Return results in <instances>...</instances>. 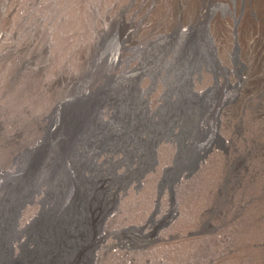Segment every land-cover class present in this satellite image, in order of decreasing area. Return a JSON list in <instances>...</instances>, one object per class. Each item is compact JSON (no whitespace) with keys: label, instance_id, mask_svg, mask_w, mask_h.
<instances>
[{"label":"rangeland","instance_id":"374dc122","mask_svg":"<svg viewBox=\"0 0 264 264\" xmlns=\"http://www.w3.org/2000/svg\"><path fill=\"white\" fill-rule=\"evenodd\" d=\"M0 1V206L11 186L24 190L18 232L33 228L53 184L72 179L88 197L86 232L105 224L92 264H264V0ZM184 91L206 110L202 146L189 152L173 137L191 126L174 112ZM131 108L134 132L120 121ZM107 125L124 130L125 147L98 134ZM188 161L196 170L176 174ZM75 193L68 203L80 206ZM85 245L71 264L87 262Z\"/></svg>","mask_w":264,"mask_h":264},{"label":"bare ground","instance_id":"6f19581e","mask_svg":"<svg viewBox=\"0 0 264 264\" xmlns=\"http://www.w3.org/2000/svg\"><path fill=\"white\" fill-rule=\"evenodd\" d=\"M12 1H14V0H12ZM11 1V2H12ZM15 1H17V0H15ZM19 1V0H18ZM1 2V1H0ZM2 3V2H1ZM3 4V3H2ZM5 4V3H4ZM8 4V3H7ZM21 6H22V4H20ZM29 5H30V3H29ZM10 6V5H9ZM4 7V6H3ZM8 7V6H7ZM31 7V6H30ZM13 9V8H12ZM11 9V10H12ZM9 18V17H8ZM3 25V24H2ZM11 25V24H10ZM184 31V30H183ZM187 31V30H186ZM168 46V45H167ZM172 46V45H171ZM162 49V48H161ZM191 50V49H190ZM150 52V51H149ZM185 53V52H184ZM195 53V52H194ZM147 55V54H146ZM165 55V54H164ZM169 55V54H168ZM198 56V55H197ZM174 57V56H173ZM177 57V56H176ZM175 57V58H176ZM145 60V59H144ZM192 60V59H191ZM190 60V61H191ZM195 60V59H194ZM198 60V59H197ZM152 61V60H151ZM173 61V60H172ZM155 62V61H154ZM189 62V61H188ZM159 63V62H158ZM193 63V62H192ZM196 63V62H195ZM208 63V62H207ZM147 64H149V63H147ZM164 64V63H163ZM177 64V63H176ZM182 64V63H181ZM194 64V63H193ZM212 65H213V63H211ZM150 65V64H149ZM148 65V66H149ZM159 65V64H158ZM175 65V64H174ZM173 65V66H174ZM192 65V64H191ZM203 66H204V64H202ZM147 66V65H146ZM145 66V67H146ZM148 66H147V68H148ZM154 66V65H153ZM157 66V65H156ZM164 66V65H163ZM144 67V68H145ZM150 68H152V67H150ZM157 68V67H156ZM173 68V67H172ZM176 68V67H175ZM190 68V65L188 64V63H185V65H184V67L182 68L183 69V72H186V71H188V69ZM202 68V67H201ZM153 69V68H152ZM151 69V70H152ZM161 69V68H160ZM218 69V68H217ZM164 70V69H163ZM203 70H204V68H203ZM203 70H201V71H203ZM135 71V70H134ZM136 71H137V69H136ZM138 71H140V70H138ZM191 71V70H190ZM195 72V71H194ZM221 72V71H220ZM144 73V72H143ZM193 73V72H192ZM198 73L196 72V74L194 73V76L195 75H197ZM150 75H152V71L150 72ZM162 75V74H161ZM160 75V76H161ZM169 75V74H168ZM193 75V74H192ZM122 76H124V75H122ZM127 76H128V74H127ZM163 76H165V75H163ZM119 77V76H118ZM157 77V76H156ZM166 77V76H165ZM170 77V76H169ZM130 78H131V76H130ZM163 79H165L164 77H162ZM172 78V77H171ZM128 79V78H127ZM175 79V78H174ZM190 79H193V78H190ZM120 80V79H119ZM178 80V79H177ZM176 80V81H177ZM133 81V80H132ZM131 81V82H132ZM158 81H159V79H158ZM163 81V80H162ZM115 82H116V80H115ZM115 82H113V83H115ZM118 82V84H120L119 83V81H117ZM127 82V81H126ZM174 82H175V80H174ZM187 82H189V81H187ZM150 83V82H149ZM160 83V82H159ZM163 83V82H162ZM169 83L170 82H168L167 84L169 85ZM176 83V82H175ZM186 83V82H185ZM185 83H182V85H185ZM192 83V82H191ZM194 83V82H193ZM143 84V83H142ZM145 84V83H144ZM187 84V83H186ZM190 84V83H189ZM188 84V85H189ZM147 85V84H146ZM182 85H180V86H182ZM126 86H128V85H126ZM138 86H139V84H138ZM172 86V85H171ZM177 86V85H176ZM115 87H117V86H115ZM137 87V86H136ZM139 87H141V86H139ZM119 88V87H118ZM142 89H143V87H141ZM140 88V89H141ZM164 88V87H163ZM169 88V87H168ZM189 88V87H188ZM113 89H114V87H113ZM138 89V88H137ZM192 89V88H191ZM164 90V89H163ZM143 91V90H142ZM190 91H192V90H190ZM141 92V91H140ZM204 92V91H203ZM209 92V91H208ZM120 93V92H119ZM118 93V94H119ZM136 93V92H135ZM155 94H156V92H154ZM192 93V92H191ZM191 93H187V91H184V92H181V95H180V92H177V95H179V96H182L181 97V102H180V104H178L179 106L175 109L176 111H174V109H173V111L174 112H177L178 111V117L176 118V116L174 115H171L172 116V118H173V120L176 118L177 120H180V122L183 120V122L182 123H180L179 125H182V124H184V123H189V121H190V123H191V126L189 127H181V129H180V132H179V134H176V135H174L173 136V134H172V132H174V130L172 131V132H167V136L168 137H170V136H173L174 137V139L177 141L176 143H179V145H180V148H181V150L182 149H186L187 147L186 146H188L187 144H192V143H197V145H198V141H200V140H203L204 138H201V136L203 135V134H201V136L199 135V127L198 126H200V130H202V129H204L205 128V124H204V122H202L200 125H199V122H201V120H202V116H203V114H205V112H206V110H205V107H203L202 108V105L201 104H199V105H201V107L199 106L198 107V109H197V105L195 104V102H196V100L195 99H193L194 97L192 96L193 94H191ZM169 94H170V92H169ZM174 94H176V93H174ZM142 95H143V93H142ZM176 95V96H177ZM196 95V94H195ZM194 95V96H195ZM202 95V94H201ZM119 96H121L120 94H119ZM122 96H123V94H122ZM121 96V97H122ZM135 96V95H134ZM149 96V95H148ZM147 96V97H148ZM156 96V95H155ZM159 96V95H158ZM199 96V95H198ZM161 97V96H160ZM164 97H165V95H164ZM167 97V96H166ZM170 96H168V98H169ZM202 97H204L205 98V96L204 95H202ZM210 97V96H209ZM212 95H211V99H212ZM215 97V96H214ZM110 98V97H109ZM117 98H119V97H117ZM151 98H153V97H151ZM178 99H179V97H177ZM111 99V98H110ZM143 99V98H142ZM147 99V98H146ZM145 99V100H146ZM163 98L161 97V100H162ZM176 99V98H175ZM207 99H208V97H207ZM206 98H205V100H207ZM211 99H209V101H212ZM120 100V99H119ZM118 100V101H119ZM153 100H155V99H153ZM205 100H202L203 102L205 101ZM89 101V100H88ZM114 101H116V100H114ZM124 101H127L126 99H124ZM209 101H207V102H209ZM128 102H130V101H127V104H128ZM172 102V101H171ZM120 103H121V100H120ZM161 103V102H160ZM134 104H136V102L134 103ZM138 104H139V101H138ZM148 104V103H147ZM155 104H159V103H155ZM154 104V105H155ZM162 104V103H161ZM164 104V103H163ZM166 104V103H165ZM164 104V105H165ZM214 104V103H213ZM140 105V104H139ZM204 105V104H203ZM206 105V104H205ZM204 105V106H205ZM208 105V104H207ZM210 105V104H209ZM121 106V105H120ZM119 106V107H120ZM156 106H158V105H156ZM156 106H153V108H155ZM163 106V105H162ZM128 107V106H127ZM131 107V106H130ZM159 107V106H158ZM167 107L169 108V110H171V107L170 106H164V109H166V112L167 111H169V110H167ZM152 109V108H151ZM151 109H149V111L151 110ZM195 109L197 110V112L196 113H193V112H195ZM217 108H215V110H216ZM71 110V109H70ZM88 110H89V108H88ZM87 110V111H88ZM119 110V109H118ZM117 110V111H118ZM155 110V109H154ZM209 110H210V108H209ZM117 111H116V114H117ZM137 110H135L134 108H131V109H129L128 111H127V113L123 116V118H121L122 120H120L121 122H124V123H126V121L128 120V124H130V126H131V128H130V131H132V132H134V130L138 127V126H140L141 124H140V118H139V116H138V114H137V112H136ZM144 111V110H143ZM142 111V112H143ZM148 110L146 109V111L145 112H147ZM159 111V110H158ZM162 111H163V109H162ZM221 111V110H220ZM68 112V111H67ZM70 112V111H69ZM83 112V111H82ZM88 112H90V111H88ZM87 112V113H88ZM151 112H152V110H151ZM150 112V113H151ZM211 112V111H210ZM164 113H165V111H164ZM193 113V114H192ZM220 113V112H219ZM118 114H119V112H118ZM152 114V113H151ZM169 113L167 112V115H168ZM175 114V113H174ZM208 114V113H207ZM70 115V114H69ZM68 115V116H69ZM139 115H140V113H139ZM142 115H143V113H142ZM142 115H140V116H142ZM165 115V114H164ZM210 115V114H209ZM217 115V114H216ZM120 116H122V115H120ZM161 116V115H160ZM208 116V115H207ZM73 117V116H72ZM115 117H118V116H115ZM147 117V116H146ZM162 117V116H161ZM165 117V116H164ZM205 117H206V115H205ZM79 118H81V117H79ZM119 118V117H118ZM151 118V117H150ZM154 118H155V116H154ZM184 118H185V120H184ZM117 119V118H116ZM144 119V118H143ZM75 120H77L76 118H75ZM126 120V121H125ZM144 120H147V119H144ZM159 120V119H158ZM69 121V120H68ZM115 122H116V120H114ZM114 121H112V123L111 124H114L113 122ZM160 121V120H159ZM204 121V120H203ZM77 122V121H76ZM151 122H153V121H151ZM164 122V121H163ZM212 122V121H211ZM150 123V122H149ZM149 123H147V124H149ZM157 123V122H156ZM159 123V122H158ZM160 123H162V122H160ZM177 123H179V122H177ZM98 124V123H97ZM96 124V125H97ZM119 124V123H118ZM146 124V125H147ZM208 124V123H207ZM81 125V124H80ZM95 125V124H94ZM95 125V126H96ZM120 125V124H119ZM124 125V124H123ZM126 125H127V123H126ZM170 125V124H169ZM168 125V126H169ZM209 125V124H208ZM89 126H90V124H89ZM103 126H104V123H103ZM108 126V125H107ZM118 126V125H117ZM167 126V125H166ZM166 126H165V128H166ZM97 127V126H96ZM95 127V128H96ZM123 127V126H122ZM142 127L144 128V126L142 125ZM170 127V126H169ZM173 127H176V126H173ZM155 128H156V126H155ZM178 128V127H177ZM66 129V128H65ZM113 130H109V126H108V128H105V127H102V128H99V132H98V134H100L101 135V137L103 138V139H105V140H110L111 138H115L116 137V139H118L119 140V144H123L124 143V138H122V136H124L123 134L125 133L124 132V130L122 129V131H121V129H120V127H119V129L118 130H114V128H112ZM116 129V128H115ZM148 129V128H147ZM146 128H145V130H147ZM207 129V128H206ZM67 130V129H66ZM153 130V129H152ZM156 131L154 132L156 135L158 134V130L157 129H155ZM170 131H171V129H169ZM178 130V129H177ZM126 131V130H125ZM144 131V130H143ZM148 131V130H147ZM176 131V130H175ZM91 132H93V133H97V132H95V130L93 129ZM149 132V131H148ZM157 132V133H156ZM160 132V131H159ZM92 133V134H93ZM129 133V132H128ZM147 133V132H146ZM150 133H152V132H150ZM150 133H148L147 134V136L149 135L150 136ZM162 133H163V130H162ZM203 133V132H202ZM154 134V135H155ZM172 134V135H171ZM160 135H161V133H160ZM128 137H129V135H128ZM131 137H134V136H131ZM157 137L158 138H163V136L162 137H159V135H157ZM134 138H136V137H134ZM150 138H151V136H150ZM166 138V137H165ZM171 138V137H170ZM170 138H169V140H170ZM141 139V138H140ZM146 139V138H145ZM219 139V138H218ZM141 140H144V137L142 136V139ZM140 140V141H141ZM160 140V139H159ZM166 140V139H165ZM155 141H156V139H155ZM172 141V140H171ZM221 141H222V139H221ZM39 142V141H38ZM61 142V141H60ZM74 142V141H73ZM92 142V141H91ZM95 142H96V140H95ZM126 142V141H125ZM163 142H164V140H163ZM175 142V141H174ZM208 142V141H207ZM88 143V142H87ZM94 143V142H93ZM92 143V144H93ZM97 144H99V142H96ZM133 143V142H132ZM141 143H143L144 144V142H141ZM146 143V142H145ZM151 142L150 141H148L146 144H150ZM211 143V142H210ZM225 143V142H224ZM128 144V143H127ZM152 144V143H151ZM203 144H205V142L203 143ZM100 145V146H99ZM99 145H97V147L100 149V147L102 148L103 147V149L102 150H105L106 148H108L107 146H105V145H103L102 146V144H99ZM124 145V144H123ZM160 145V144H159ZM51 146V145H50ZM104 146H105V149H104ZM138 146V145H137ZM186 148H185V147ZM198 146H202L200 143H199V145ZM124 147H125V145H124ZM127 148H128V146H126ZM147 147L148 148H150L149 147V145H147ZM153 147V146H152ZM206 147V146H205ZM140 148V147H139ZM141 148H142V150L144 149V147H143V145L141 146ZM190 148V147H189ZM189 148L188 149H186V150H188V152L190 151L189 150ZM195 148V147H194ZM193 148V149H194ZM198 148V147H197ZM212 148V147H211ZM80 149V148H79ZM111 149H112V147H111ZM192 148H191V150H193ZM217 149V148H216ZM110 150V149H109ZM132 150H133V148H132ZM147 149H145V151H146ZM185 150V151H186ZM198 150H200V149H198ZM78 151V150H77ZM77 151H76V153H77ZM111 151H113V149L112 150H110V152ZM130 151V150H129ZM129 151H127L128 153H129ZM148 151V150H147ZM147 151L146 152H144V150L142 151V152H144V153H147ZM155 151V150H154ZM154 151H152V152H154ZM157 151V150H156ZM197 151V150H196ZM207 151V150H206ZM205 151V152H206ZM85 152H87V151H85ZM105 152H108V149H107V151L105 150ZM109 152V153H110ZM121 152H122V150H121ZM124 152H126V151H124ZM126 152V153H127ZM130 152H133V151H130ZM137 152V151H136ZM141 152V151H140ZM140 152H138V153H140ZM141 152V153H142ZM151 152V153H152ZM89 153V152H88ZM88 153H87V155H88ZM134 153V152H133ZM143 153V154H144ZM157 153V152H156ZM155 153V154H156ZM193 153H196V152H193ZM192 153V154H193ZM75 154V153H74ZM82 154V153H81ZM90 154H92V153H90ZM110 154H112V153H110ZM115 154H117V153H115ZM153 154V153H152ZM185 154H186V152H185ZM189 154V153H188ZM203 154V153H202ZM42 155V154H41ZM92 155H95V153H93ZM92 155H90V156H92ZM154 155V154H153ZM177 155H178V153H177ZM68 156V155H67ZM74 156V155H73ZM72 156V157H73ZM77 156V155H76ZM79 156H80V153H79ZM68 157H70V156H68ZM191 157V156H190ZM199 157V156H198ZM87 159L86 157H80L78 160L79 161H81L82 162V160H84V159ZM117 158V156L115 157V159ZM119 158V157H118ZM122 158V157H121ZM139 158V157H138ZM148 158V157H147ZM175 158H177V157H175ZM187 158V157H186ZM197 158V157H196ZM96 159V158H95ZM95 159H94V161H95ZM149 159V158H148ZM148 159H146V158H144V160L147 162V160ZM153 159V158H152ZM178 159H180V158H177V160ZM189 159V158H188ZM187 159V160H188ZM109 160V159H108ZM117 160V159H116ZM119 160H120V158H119ZM181 160V159H180ZM193 160L195 161L196 159L195 158H193ZM201 159H198V161H200ZM87 161V160H86ZM97 161V160H96ZM100 161V160H99ZM118 161V160H117ZM102 161H100V163H101ZM125 162L127 163L128 161H126L125 160ZM138 162H139V160H138ZM146 162H144V163H146ZM189 162V161H188ZM202 162V161H201ZM85 163V162H84ZM99 163V164H100ZM114 163H116V162H114ZM140 163V162H139ZM143 163V162H142ZM142 163H141V165H142ZM151 163H152V161H151ZM149 164V165H152V164ZM174 163H176L175 161H174ZM190 163V166H188V167H186V168H181L182 167V165L181 166H179L178 165V170L176 169V174H181L184 170H188V172H192L194 169H195V164L191 161V162H189ZM75 164L76 163H74V166H75ZM92 164V163H91ZM178 164V163H177ZM183 164V163H182ZM115 165V164H114ZM117 165V164H116ZM125 165V164H124ZM146 165H148L147 163H146ZM81 166H82V163H81ZM85 166V165H84ZM88 166V165H87ZM90 166V165H89ZM88 166V167H89ZM136 166V165H135ZM173 166V165H172ZM76 167V166H75ZM74 167V168H75ZM79 167H80V165H79ZM78 167V168H79ZM111 167V166H110ZM133 166H130V169L132 168ZM139 167H140V165H139ZM139 167H138V169H139ZM151 167V166H150ZM152 167H153V165H152ZM199 167V166H198ZM197 167V168H198ZM81 168V167H80ZM90 169H92V167H89ZM96 168V167H95ZM109 168V167H108ZM126 168V167H125ZM174 168V167H173ZM113 168H111V170H112ZM118 169H120V167L118 168ZM117 169V170H118ZM133 169V168H132ZM136 169V168H135ZM151 169V168H150ZM154 169V168H153ZM61 170V169H60ZM58 171V172H60L61 173V171ZM80 170V169H79ZM86 170H88L87 169V167H86ZM103 170V169H102ZM114 170V169H113ZM116 170V168H115V174L117 173V175L116 176H121V174L120 175H118L119 173V170L117 171ZM134 170V169H133ZM142 170V169H141ZM180 170V171H179ZM196 170V169H195ZM72 171H73V166H72ZM117 171V172H116ZM130 171V170H129ZM147 171V170H146ZM148 171H151V170H148ZM63 172V171H62ZM66 172V171H65ZM92 172H94V171H91V174H92ZM103 172H104V170H103ZM108 172V171H107ZM111 172V171H110ZM132 172V171H131ZM130 172V173H131ZM145 172V171H144ZM168 172V171H167ZM167 172H165V173H167ZM42 173V172H41ZM40 172H39V174H41ZM64 173V172H63ZM62 173V174H63ZM84 173V172H83ZM86 173H88V171H86ZM65 174V173H64ZM73 174H75V173H73ZM89 174H90V172H89ZM96 174V175H95ZM95 174H93V178H94V180L93 181H95V176H97L98 175V173H95ZM114 174V173H113ZM127 174V173H126ZM145 174H146V172H145ZM170 174V173H169ZM43 175V174H42ZM46 175V174H45ZM54 175V174H53ZM83 175V174H82ZM87 175V174H86ZM86 175H84V176H86ZM102 175V174H101ZM109 175V174H108ZM163 175H165V174H163ZM167 175L168 174H166V177H167ZM103 176H105V177H107L106 176V174L105 175H103ZM127 176V175H126ZM136 176V175H135ZM169 176V175H168ZM41 177V176H40ZM90 177V176H89ZM99 177H100V175H99ZM117 177V178H118ZM129 177H130V175H129ZM170 177V176H169ZM173 177H176L175 175L173 176ZM6 178V177H5ZM33 178V177H32ZM74 178V177H73ZM83 178V177H82ZM85 178H88V177H85ZM92 178V177H91ZM104 178V177H103ZM112 178H114L113 176H112ZM139 178V177H138ZM171 178H172V176H171ZM44 179V178H43ZM42 179V180H43ZM99 178H97L96 179V181L98 180ZM101 179H102V177H101ZM120 179V178H119ZM127 179H128V177H127ZM126 179V180H127ZM45 180V179H44ZM43 180V181H44ZM55 180V179H54ZM72 180V179H71ZM70 180V181H71ZM76 180V179H75ZM92 180V179H91ZM124 180V179H123ZM125 180V181H126ZM162 180V179H161ZM167 180V179H166ZM177 180V179H176ZM175 180V181H176ZM46 181V180H45ZM44 181V182H45ZM51 181V180H50ZM55 181H57V180H55ZM70 181H67V180H65V181H63V182H61L59 185L57 184V186H56V184H53L51 187H50V189H49V192L47 193V196H46V198H45V200L43 201V204H42V210L40 211V213H38V219H37V221H35L36 223L34 224V226H33V228H31V229H27L25 232H23V233H20V232H18L19 231V225L17 226V229H18V231H17V229H16V224H19V222L17 223V221H15V216L17 215V211L19 210V205H18V201L22 198V196L21 195H23V191L24 190H22L20 193H18V195H15L16 193H14L15 191H13L12 192V190L14 189V185L13 186H11V191H10V194H11V198H10V201L9 202H6L5 203V205L3 206V205H1L0 206V264H69V262H70V264H71V262L72 261H74V259L73 258H75L74 256H76V254H77V252L79 251V250H81V247L83 246V245H85V243L88 245V251H87V253H88V258H87V262H85L84 260V262H82V264H92L93 263V260H94V258L96 257V256H94L96 253H97V251H95V250H98L99 249V246L101 247V243H102V237L104 236V230L103 229H105V224L103 225V222L102 221H100L99 223H98V225L95 227V229L92 227V229H91V231L88 233V232H86L87 230H88V217H89V213H87V207L89 206V201H88V197L85 195V192H83L84 190H85V188H83V185L80 183H78L77 184V182H76V184L75 183H70ZM107 181V180H106ZM106 181H104V182H106ZM133 180H131V182H132ZM168 181V180H167ZM166 181V182H167ZM171 181V180H170ZM178 181V180H177ZM34 182V181H33ZM43 182V183H44ZM73 182V181H72ZM88 182V181H87ZM89 182H91V181H89ZM121 182V181H120ZM134 182H136V181H134ZM42 183V182H41ZM46 183V182H45ZM97 183H98V181H97ZM101 183V182H100ZM179 183V182H178ZM52 183H50L49 185H51ZM103 184V183H102ZM106 184V183H105ZM121 184H124V183H121ZM132 184H135V183H133L132 182ZM163 184V183H162ZM161 184V185H162ZM165 184V183H164ZM163 184V185H164ZM81 185V186H80ZM168 185V184H167ZM42 186V185H41ZM95 186V185H94ZM93 186V187H94ZM114 186V185H113ZM135 186V185H134ZM5 187H6V185H5ZM96 187V189H97V186H95ZM105 187V186H104ZM119 187V186H118ZM136 187V186H135ZM28 188V187H27ZM127 188V187H126ZM125 188V189H126ZM137 188V187H136ZM30 189V188H29ZM44 189V188H43ZM105 189V188H104ZM121 189H123L124 190V187H120V189L119 190H121ZM129 189V188H128ZM167 189V188H166ZM33 190H36V189H33ZM98 190V189H97ZM109 190V189H108ZM127 190V189H126ZM168 190V189H167ZM172 190V189H171ZM76 191V193H75V195L77 196V199H78V203L80 204V206H74V204H71V203H68L69 202V198H70V196L71 195H73L72 193L73 192H75ZM101 191V190H100ZM99 191V192H100ZM112 191V190H111ZM113 191H114V189H113ZM45 192V191H44ZM110 192V191H109ZM116 192V191H115ZM126 192V191H125ZM46 193V192H45ZM93 193V192H92ZM96 193H97V191H96ZM8 194V193H7ZM4 195V194H3ZM2 195V196H3ZM35 195V197H36V194H34ZM100 196V195H99ZM118 196H119V193H118ZM92 197V196H91ZM96 197V196H95ZM107 197V196H106ZM111 197H113V196H111ZM110 197V198H111ZM112 199V198H111ZM91 200V199H90ZM93 200H94V198H93ZM93 200H92V202H93ZM96 201V200H95ZM99 201H102V199L100 200L99 199ZM112 201V200H111ZM104 202V201H103ZM77 203V204H78ZM98 203V202H97ZM101 203V202H100ZM99 203V204H100ZM104 203H106V202H104ZM109 203V202H108ZM112 203V202H111ZM103 204V203H102ZM107 204V203H106ZM112 205V204H111ZM102 206H104V205H102ZM111 207V206H110ZM113 207V206H112ZM97 208V207H96ZM105 208V207H104ZM107 208H109V207H107ZM106 209V208H105ZM4 210V211H3ZM92 210V209H91ZM98 210H100V209H98ZM96 211V210H95ZM99 212V211H98ZM95 213V212H94ZM97 213V212H96ZM103 213V212H102ZM106 213V212H105ZM98 214V213H97ZM101 214V213H100ZM99 215V214H98ZM18 216H20V214L18 215ZM94 216V215H93ZM94 217H96V215L94 216ZM94 217H93V219H94ZM109 217V216H108ZM100 218V217H99ZM103 218V215L101 216V219ZM105 218H106V216H105ZM100 219V220H101ZM99 220V219H98ZM104 220V219H103ZM97 221V220H96ZM98 222V221H97ZM93 223V222H92ZM21 224L22 225H24V226H27V224H26V221H24V222H22L21 221ZM103 230V231H102ZM22 231H23V229H22ZM100 231V232H99ZM87 233V234H86ZM85 234V237L83 236ZM22 235H25L26 236V241H25V243H23L22 241H19L20 240V238L22 237ZM23 238V237H22ZM87 245H85V246H87ZM84 249V248H83ZM96 252V253H95ZM82 255V254H81ZM86 255V254H85ZM79 256V255H78ZM79 258V257H78ZM97 258V257H96ZM82 260V259H81ZM80 260V261H81ZM76 261V260H75ZM95 262V261H94ZM75 264V263H74Z\"/></svg>","mask_w":264,"mask_h":264}]
</instances>
